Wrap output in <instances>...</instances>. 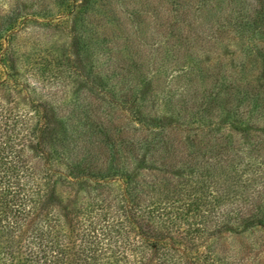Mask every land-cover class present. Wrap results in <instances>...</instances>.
Here are the masks:
<instances>
[{
	"label": "trees",
	"instance_id": "1",
	"mask_svg": "<svg viewBox=\"0 0 264 264\" xmlns=\"http://www.w3.org/2000/svg\"><path fill=\"white\" fill-rule=\"evenodd\" d=\"M7 1L0 264H264V0Z\"/></svg>",
	"mask_w": 264,
	"mask_h": 264
},
{
	"label": "rangeland",
	"instance_id": "2",
	"mask_svg": "<svg viewBox=\"0 0 264 264\" xmlns=\"http://www.w3.org/2000/svg\"><path fill=\"white\" fill-rule=\"evenodd\" d=\"M35 1V0H34ZM14 2V0H8L7 3L11 5H13L12 3ZM7 3L4 4L3 8H6L7 6ZM33 28H38L40 29L41 32H44V35H45V31L43 29L42 26H35ZM36 30V29H34ZM37 33L41 36V38L43 39L44 37H42V33L39 32L38 30H36ZM61 35V32L60 30L57 31L56 35ZM37 35V36H39ZM63 36V37H62ZM62 43H66L65 41H67V36L65 35H62ZM19 71V76H21L23 78V80H25L27 82V85L24 87V88H29V90L31 88H35L36 89V92L38 95L40 94H43L44 92H47L49 89L51 90H58L59 91V94L63 93L65 90H70L73 91L74 88H78L79 84L77 81H73V79L71 77H68V71H66L65 73H63V77L62 79H65L64 81H59V82H54V81H51L53 79L52 76H47L46 78L40 76L39 72H37L35 69H29L27 67L26 68H21L18 70ZM55 78V77H54ZM28 89L25 90L23 96L21 97V101H24L26 102L25 98L26 97L27 99H29V94H28ZM263 234L264 235V229L263 228H260V227H257L253 230V234L252 236L254 238H256L255 236H258V235H261ZM234 235L233 232L231 231H228V232H225L223 235H222V241H224L225 243H227L229 240L232 239V236Z\"/></svg>",
	"mask_w": 264,
	"mask_h": 264
}]
</instances>
